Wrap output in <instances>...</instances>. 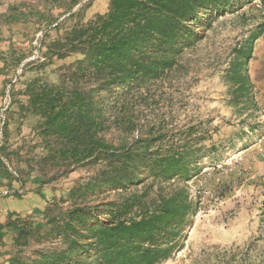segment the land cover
I'll return each mask as SVG.
<instances>
[{
	"label": "trees",
	"instance_id": "1",
	"mask_svg": "<svg viewBox=\"0 0 264 264\" xmlns=\"http://www.w3.org/2000/svg\"><path fill=\"white\" fill-rule=\"evenodd\" d=\"M234 1L109 0L106 14L46 48L39 67L76 58L60 67L56 86H28L43 122L44 183L79 176L35 212L38 222L6 225L8 264H161L182 249L199 204L188 183L216 148L204 146L209 134L183 101L163 106L178 57ZM110 191L124 196L94 200Z\"/></svg>",
	"mask_w": 264,
	"mask_h": 264
},
{
	"label": "rangeland",
	"instance_id": "2",
	"mask_svg": "<svg viewBox=\"0 0 264 264\" xmlns=\"http://www.w3.org/2000/svg\"><path fill=\"white\" fill-rule=\"evenodd\" d=\"M108 2L0 0V264L13 253L6 225L38 222L35 212L66 196L79 176L44 183L43 122L31 111L28 86L57 85L60 67L76 57L39 67L46 48L75 24L106 14ZM196 34L177 59L163 107L178 110L183 101L184 114L209 134L204 146L216 150L188 183L199 204L183 247L161 264H264V0H236Z\"/></svg>",
	"mask_w": 264,
	"mask_h": 264
}]
</instances>
